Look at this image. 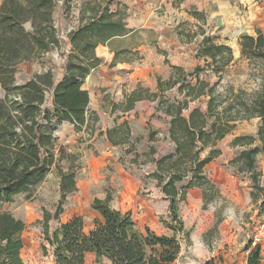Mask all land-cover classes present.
Masks as SVG:
<instances>
[{
	"label": "trees",
	"instance_id": "16d2710c",
	"mask_svg": "<svg viewBox=\"0 0 264 264\" xmlns=\"http://www.w3.org/2000/svg\"><path fill=\"white\" fill-rule=\"evenodd\" d=\"M80 25L67 34L70 51L66 55L63 75L53 82L51 70L36 74L22 85H16L15 69L24 62H33L45 53L60 47V31L53 20L54 0H3L0 4V205L12 203L19 194L29 193L41 184L52 168L59 177V201L55 212H43L42 253H50L54 264H86L85 256L93 254L99 264L102 258L111 264H176L180 252L178 233L187 237L178 216V204L185 201L189 189L201 190L204 207L213 200L217 191L204 173L205 167L219 155L217 142L230 133L238 123L256 119V133L238 136L232 146L243 147L235 162L249 174L252 197L261 199L264 211V185L259 184L256 156L264 150V35L258 30L254 36L244 35L238 40L240 57L253 66L259 83L255 90L229 87L219 92L217 87L223 70L232 62L229 46L215 44L209 36L202 37L197 57L206 69L197 65L192 74L186 75L178 66H169L171 75L167 80L156 79V90L138 87L123 103V112L132 110L138 101L160 98L159 108L168 120V138L172 149L166 155L153 160L155 170L150 177L168 201V219L162 224L171 236L157 235L148 228L137 229L131 214L122 213L110 205L112 198L106 193L103 199L94 198L91 208L101 220L94 222L89 232L83 229V220L76 216L50 235L48 224L58 221L63 212L66 197L76 191V172L72 166L63 171L60 167L65 152L59 148L55 153L54 132L63 122L75 130L87 128L98 120L89 112V95L83 84L91 70L101 59L95 54L99 46L109 47L115 37L127 35L126 8L117 0H82ZM117 8L111 10L110 6ZM155 45V44H154ZM129 49L113 51V62ZM217 77L209 83L200 79L202 71ZM190 77V81L186 80ZM176 89L178 95L172 100L163 93ZM51 97L49 104L48 98ZM180 97V98H179ZM205 98V109L197 106L183 114L189 103ZM127 122L106 131L113 145L122 143V133L128 130ZM128 135V134H125ZM117 138V140L114 138ZM208 153L202 157V153ZM154 152V148L150 149ZM68 158L74 159L68 155ZM186 181L178 189L177 184ZM25 224L7 212H0V264H25L22 258ZM261 248L249 250L246 264H261ZM209 259L203 264H222Z\"/></svg>",
	"mask_w": 264,
	"mask_h": 264
},
{
	"label": "rangeland",
	"instance_id": "374dc122",
	"mask_svg": "<svg viewBox=\"0 0 264 264\" xmlns=\"http://www.w3.org/2000/svg\"><path fill=\"white\" fill-rule=\"evenodd\" d=\"M82 2L54 0L53 12L55 10L58 13L62 26L56 22L54 25L60 32L65 33L69 27L76 30L80 25ZM154 3L148 8L150 14L145 20L138 18L139 11L119 7L126 13L128 29H137L138 33L127 45L137 46L142 39L145 40L141 49L129 50V53L119 56V61H124L132 68H143V74L152 82L157 78L167 80L171 75L169 66L181 67L186 75H190L197 65L206 69L204 61L197 57L204 35L213 38L215 44L229 46L233 54L232 62L221 74L217 90L223 92L233 87L235 90L241 88L251 92L257 88L258 74L253 66L240 57L238 40L244 35L254 36L258 30L264 34V0H154ZM116 8L115 4L110 6L111 10ZM70 49L68 39L61 40L59 49L45 53L33 62L19 64L15 69L16 85H22L34 75L47 70H51L53 82H59ZM95 54L101 63L108 62L105 59L106 49L99 46ZM124 72H118L121 78ZM200 79L209 83L217 81V77L205 70L200 73ZM186 80L191 79L186 77ZM149 85L147 78L146 87L142 88L146 90ZM138 87L141 86L138 84L135 89ZM83 88L89 91L91 108L99 105L109 110L111 101L98 102L88 85L84 84ZM126 90L128 88L122 89L121 94L128 95ZM120 91L118 89L116 93L120 94ZM163 95L170 100L178 97L175 88ZM3 97L4 92L0 88V99ZM48 101L50 104L51 97ZM160 101L158 98L155 101L145 99L136 102V111L130 112L131 117L127 120L122 119L124 115H120L114 107L111 110L115 117H107L108 110L106 116L101 114L109 129L124 121L128 124L129 129L124 130L120 137L122 143L115 146L102 133L96 132L99 119L92 127L83 126L80 130H75L68 122L58 126L54 132V144L57 156L59 148L65 152L64 160L59 164L61 169L66 171L72 166L80 188H84L89 180L94 184L88 190L87 201L76 204L66 197L61 221L72 218L76 210L82 213V217H87L88 201L96 197L103 199L108 192L112 198L111 207L122 213L129 212L138 230L144 232L148 228L157 235L171 236V231L162 224L163 220L169 221L168 201L156 186V181L150 177L155 170L153 160L172 149L168 138L169 119L157 108ZM205 102V98H200L197 102L189 103L183 114L187 115L197 106L204 110ZM256 127V119L240 122L217 142L215 149L219 155L204 169L217 195L206 207L201 190L197 188L187 190L185 201L178 204V216L187 237L183 233L177 234L180 252L176 264H203L209 259H215L217 263L221 259L222 264H246V252L253 248L251 233L263 211L260 208L261 199L254 200L251 195L253 189L250 175L235 162L244 148L232 146V140L238 136L254 135ZM93 136L95 139L91 141ZM151 148H154V152L150 151ZM208 150L201 156L204 157ZM86 151L89 156L85 155ZM68 155L74 159L68 158ZM256 164L259 184L264 185V150L257 154ZM185 184L186 181H183L176 186L180 189ZM58 201L59 177L57 170L52 168L44 181L29 193L19 194L13 198L12 203L0 205V212L10 213L25 224L22 234L26 246L22 253L25 264H54L50 253L41 251L44 243L42 222L43 212L53 214ZM59 222H49L50 235L59 227ZM260 259L261 264H264V246L261 248Z\"/></svg>",
	"mask_w": 264,
	"mask_h": 264
},
{
	"label": "crops",
	"instance_id": "0c3cea01",
	"mask_svg": "<svg viewBox=\"0 0 264 264\" xmlns=\"http://www.w3.org/2000/svg\"><path fill=\"white\" fill-rule=\"evenodd\" d=\"M182 1H185V0H182ZM117 2L124 5L126 8H128V10L139 11L140 14L138 15V18L141 17L140 18L141 20H145L147 18V16L150 14V12H148V8L151 5L153 6L155 4L154 0H117ZM53 20H54V22H56V24L58 26H62V22L60 20V17L58 15V13H56L55 10L53 12ZM73 24H75V22ZM125 24H126V21H125ZM126 29L129 31V33L127 35L112 38L109 41V47L104 48L103 46H101L102 49L107 50V57L105 59L108 62L107 63H105V62L100 63L95 69L92 70V72L89 73V75L87 76V78L84 81V84L88 85V88L91 89V91L94 95V98L95 99L97 98L98 102H101V103L109 102V101L112 102L109 110H108V107H106V106H105V108L104 107L102 108L99 105H93V107L91 108L89 105L90 103L88 104L89 111L96 113L98 116V119H99V122L96 126V128L99 127V129L96 132L102 133L104 138H106V131H107V129H109V126H106V123L103 122L101 114L106 116V112L108 110V112H107L108 116L107 117H109V115L113 116V113H112L113 111L111 110V107L113 108L114 105H117L118 103H121V102L123 103L125 101V98L132 91H134L136 85L139 84V86H141V87H146L145 85H146L147 78H148L149 83H150V85H149V87H147V89L150 92H154L156 90V81L152 82L149 77H146L142 72L143 68H132L131 66L124 63V61L113 62V58H114L113 51H117L119 49L138 50V49H141L143 47V44L145 42V40L142 39V41L140 42L139 45L133 46L130 44L128 46L127 42L130 41L131 38H135L138 35V33L136 32L137 29H128L127 24H126ZM122 70L126 71L123 73V75H124L123 78H121L122 77L121 73H118L119 71H122ZM122 81H123V83H122ZM103 88H105V89H103ZM126 88H128V90H126L128 95H126L125 93L121 94L122 89H126ZM118 89L121 90L120 94L116 93V91ZM84 90H86V89H84ZM135 109H136V106L132 110L123 112L122 106H121L117 112H119L120 115H124V117H122V119L127 120L128 118L131 117L129 115L130 112H135L136 111ZM127 115H129V117H127ZM113 117H115V116H113ZM94 139L95 138L93 136L91 141H94ZM85 153H86L85 155L87 156L88 151H86ZM93 185L94 184H93L92 180L87 181L85 183L84 188H80L79 185L76 183V191L73 192L72 194L68 195L67 199L72 200V202H74L76 204H79V202H84V200L87 201V199H86L87 194H89L88 190L90 187H93ZM93 199L94 198H92L91 200L88 201L89 210L87 213L88 214L87 217H82V213L79 212V210H76V212L74 213V216H73V217L79 216L82 218L83 229L86 233L93 229L94 222L96 220H101L100 214L91 208V203H92ZM98 199H101V198H98ZM110 205H111V203H110ZM72 218H69L68 220H65V221H61V219L59 217V220H58V221H60L59 225L68 222ZM33 244L34 243L32 242V246H33ZM25 248H26V246L24 244V248L22 250V253H23ZM87 259L89 260V263H87ZM94 261H95V256L93 254H87L85 256L86 264H93ZM99 264H111V263L107 259L102 258L100 260Z\"/></svg>",
	"mask_w": 264,
	"mask_h": 264
},
{
	"label": "built area",
	"instance_id": "2783aa9c",
	"mask_svg": "<svg viewBox=\"0 0 264 264\" xmlns=\"http://www.w3.org/2000/svg\"><path fill=\"white\" fill-rule=\"evenodd\" d=\"M73 30V27H69L65 33L60 32V41H67V34ZM251 245L254 246H260L262 248L264 246V211L262 212L261 216L259 217V220L255 224L253 231L251 233ZM249 251L246 252L248 255Z\"/></svg>",
	"mask_w": 264,
	"mask_h": 264
}]
</instances>
